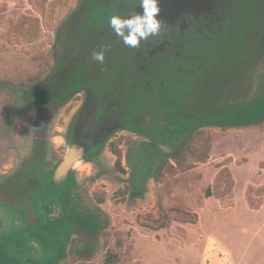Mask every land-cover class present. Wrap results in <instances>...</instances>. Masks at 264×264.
<instances>
[{
    "label": "rangeland",
    "instance_id": "1",
    "mask_svg": "<svg viewBox=\"0 0 264 264\" xmlns=\"http://www.w3.org/2000/svg\"><path fill=\"white\" fill-rule=\"evenodd\" d=\"M81 1L0 0V188L38 160L44 149L49 162L63 144L58 134L67 132L69 122L61 118L65 110L50 121L53 111L48 109V121L36 122V110L22 102L21 92L50 75L57 56H72L73 46L57 37L72 31V15ZM243 21L221 66L220 72L228 76L222 96L250 104L264 94V10ZM231 53L239 60L234 68ZM73 103L72 111H77L80 102ZM151 116L138 122L137 133L113 132L94 167H75L78 181L71 194L78 201L77 212L90 223L87 228L72 224L69 233L45 235L48 223L60 213L46 181L39 192L41 207L26 212V220L2 204L0 194V262L264 264V125L228 130L217 125L196 133L179 127L180 132H168L161 123L164 118ZM191 136L194 142L184 157L169 160L163 178L156 179L165 153ZM208 139L211 147L204 160L200 155ZM153 145L151 168L128 167L127 156L135 163ZM225 169L234 181L230 192L226 175L217 184ZM139 187L143 194L133 201L131 193Z\"/></svg>",
    "mask_w": 264,
    "mask_h": 264
},
{
    "label": "flooded vegetation",
    "instance_id": "2",
    "mask_svg": "<svg viewBox=\"0 0 264 264\" xmlns=\"http://www.w3.org/2000/svg\"><path fill=\"white\" fill-rule=\"evenodd\" d=\"M160 8L164 34L130 49L108 24L111 15L126 16L133 10L129 0L81 1L72 15L74 28L57 37L73 46L72 56H57L50 75L21 92L22 102L35 108L36 122L47 120L48 109L53 111L50 121L65 110L61 118L69 122L67 132L58 134H62L63 144L53 151L50 163L45 162L44 149L38 160L4 180L0 188L5 198L2 204L21 212L26 220V212L37 205L41 207L37 203L45 181L50 184L51 202L59 206L60 213L45 235L55 238L66 234L72 224L81 230L90 226L85 216L77 212L79 204L71 194L78 181L75 167H94L100 149L113 132L137 133L136 124L147 120L145 116L152 117V107L171 101L176 93H186L208 76L218 62L221 45L238 23L232 0H160ZM103 48L109 51L105 63L99 64L91 57ZM66 64L68 68L61 73ZM76 101L80 102L78 110L72 111ZM255 112L249 107L239 113L250 116ZM152 150L154 145L143 151L135 163L127 156L128 167L151 168ZM69 158V170L61 172Z\"/></svg>",
    "mask_w": 264,
    "mask_h": 264
},
{
    "label": "trees",
    "instance_id": "3",
    "mask_svg": "<svg viewBox=\"0 0 264 264\" xmlns=\"http://www.w3.org/2000/svg\"><path fill=\"white\" fill-rule=\"evenodd\" d=\"M232 1H234L235 4V18L236 20H238V23L235 25V29L232 35L229 38H226L224 44L221 45L218 62L214 70L210 72L209 75L206 76L203 80L198 82L194 88L190 89L186 93H176L172 97L171 101L163 102L162 104L156 105L155 107H152L150 109V111L153 112L157 117L164 118L161 123L164 124V126L166 127V131L168 132H176L178 131L179 127H184V131L197 129V131H195L196 133L203 128L218 126L222 130H228L232 128L243 129L264 125V94L257 101L253 100L250 104H247L244 99H242V101H239L238 99L233 100V98L227 94L225 96H222L225 88V82L228 76L227 73H222L220 72V70L221 66H224L223 62L225 61L227 54L230 55L229 51L234 43V39L236 36L235 34L243 27V25H245V22L243 20L246 19L250 13L253 14L255 13V11L258 12V10H260V12H262L264 10V0H241L240 5L238 0ZM226 63H228L227 60ZM229 63H231V67L234 68L239 63V60H237L233 54L230 56ZM205 97L208 100L203 99ZM201 98L203 101H201ZM246 104L248 105V107L242 109L241 111H246L247 108L250 107L255 109L256 112L250 116H247L246 113L241 115L239 113L240 111L236 113L237 109H239L238 107ZM261 104H263L262 107ZM228 117V122L230 123L225 122L226 118ZM137 125L139 124H136V126ZM190 127H193V129H191ZM193 136L187 138L185 141L179 142L170 152L165 153L162 161L157 164V176L155 177L156 179L159 180L163 178V168L169 160L174 159L177 161L184 157L185 153L189 149V146L194 142ZM209 140L210 139H208L207 144L204 146V153L200 155V158L204 160L208 159L209 157L211 147V143ZM223 175H226L229 179L228 190L230 192L234 186V181L228 169L220 172L217 184L219 183V180ZM140 194L142 195L143 193L142 189L139 187L138 192L133 191L131 193L132 200L134 201V199L139 197ZM208 195L211 196L210 190L208 191ZM167 221L168 220L166 219V223ZM49 225L51 228L53 227L54 223L50 222L47 226ZM31 245H33V243ZM30 249V251L34 252V249L32 247H30ZM59 262L60 260H53L45 264H58ZM0 264L4 263L0 262ZM41 264H44V261Z\"/></svg>",
    "mask_w": 264,
    "mask_h": 264
},
{
    "label": "clouds",
    "instance_id": "4",
    "mask_svg": "<svg viewBox=\"0 0 264 264\" xmlns=\"http://www.w3.org/2000/svg\"><path fill=\"white\" fill-rule=\"evenodd\" d=\"M133 10L128 15L113 14L108 24L123 44L130 49H137L142 42L157 38L164 34L165 25L159 19L161 12L160 0H129ZM138 8L139 11L135 9ZM107 48L92 53V60L104 64Z\"/></svg>",
    "mask_w": 264,
    "mask_h": 264
},
{
    "label": "water",
    "instance_id": "5",
    "mask_svg": "<svg viewBox=\"0 0 264 264\" xmlns=\"http://www.w3.org/2000/svg\"><path fill=\"white\" fill-rule=\"evenodd\" d=\"M70 165H71V159L69 158V159H67V160L64 162L62 168L60 169L61 172H67V171L69 170Z\"/></svg>",
    "mask_w": 264,
    "mask_h": 264
}]
</instances>
